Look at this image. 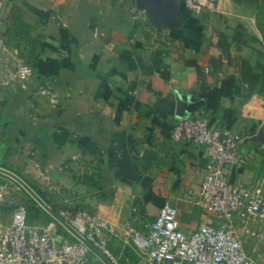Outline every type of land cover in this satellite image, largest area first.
<instances>
[{
  "label": "crops",
  "instance_id": "0c3cea01",
  "mask_svg": "<svg viewBox=\"0 0 264 264\" xmlns=\"http://www.w3.org/2000/svg\"><path fill=\"white\" fill-rule=\"evenodd\" d=\"M22 2L36 15L31 34L41 38L30 60L31 113L23 131L16 125L6 136L23 139L7 141V160L42 183L49 206L121 230L152 220L169 201L186 233L214 224L216 214L196 203L204 152L171 136L182 116L200 112L243 136L246 160L229 168L230 181L246 186L262 176L264 0H217L200 13L166 0L170 16L135 0Z\"/></svg>",
  "mask_w": 264,
  "mask_h": 264
},
{
  "label": "built area",
  "instance_id": "2783aa9c",
  "mask_svg": "<svg viewBox=\"0 0 264 264\" xmlns=\"http://www.w3.org/2000/svg\"><path fill=\"white\" fill-rule=\"evenodd\" d=\"M183 1L200 13L212 8L217 0ZM9 3L0 0V22L6 17ZM32 74L30 63L18 64L20 88L28 87ZM171 136L185 138L204 152V174L196 203L216 214L214 224L203 222L186 233L177 208L169 201L160 205L152 220L127 224L121 230L87 212L73 216L63 213L66 220L111 264H264L257 249H246L248 239L264 240V173L256 183L246 186H235L228 177L230 167L246 160L240 151L243 136L212 124L202 112L182 116ZM14 181L0 171V204H17L10 213L0 216V264H106L55 218L45 224L28 222L27 205L18 196L19 186ZM59 225L74 240L60 232Z\"/></svg>",
  "mask_w": 264,
  "mask_h": 264
},
{
  "label": "rangeland",
  "instance_id": "374dc122",
  "mask_svg": "<svg viewBox=\"0 0 264 264\" xmlns=\"http://www.w3.org/2000/svg\"><path fill=\"white\" fill-rule=\"evenodd\" d=\"M5 30L6 28L1 29L0 31V114H2L3 117H11L13 122L21 128L18 129L23 131V124L20 122L29 118L31 113L29 110V104H31V101L28 100L29 86L23 89L18 85L17 66L21 61L30 63L33 56L25 44L17 42L10 36H7L5 34ZM19 101L23 102L18 104ZM4 131L5 130L0 131V136L4 133ZM7 140H11L12 142H21L23 139H21L20 136H9ZM17 175L22 177L20 174ZM22 178L35 186H42V183H40L38 179L35 180L30 178L26 174ZM14 184L15 186H19L17 193L20 198L26 201L29 200L31 195L17 182L14 181ZM246 249L248 251L257 249L264 262V240L261 242H253L251 239H248Z\"/></svg>",
  "mask_w": 264,
  "mask_h": 264
},
{
  "label": "trees",
  "instance_id": "16d2710c",
  "mask_svg": "<svg viewBox=\"0 0 264 264\" xmlns=\"http://www.w3.org/2000/svg\"><path fill=\"white\" fill-rule=\"evenodd\" d=\"M7 28L5 34L10 36L17 42H22L29 48V52L34 58H37L38 53L37 49L40 45L41 35H32L31 29L36 21V15L31 11L22 0H10L8 5V10L6 14ZM235 35H233L234 37ZM235 38V37H234ZM219 45L222 47L226 46L224 41H219ZM16 124L13 122L11 117L2 116L0 114V131L5 130L4 133L0 136V166L10 169V161L7 160V156L10 153V146L7 143L6 136L11 133V131L16 128ZM43 126H39L34 131L39 135L40 129ZM37 137V136H36ZM38 137L42 138V135ZM37 137V138H38ZM60 140H62L59 137ZM16 173V172H15ZM18 174V173H16ZM48 204L49 201L46 198V192L43 189L35 186L34 184L26 181ZM27 206V219L28 222H32L34 218L41 217L42 219L52 218L32 197L29 198ZM22 201H26L21 199ZM55 209V208H53ZM11 212V209H0V214H8ZM58 230L62 232L70 240H74V237L70 235L62 226H58Z\"/></svg>",
  "mask_w": 264,
  "mask_h": 264
},
{
  "label": "water",
  "instance_id": "95a60500",
  "mask_svg": "<svg viewBox=\"0 0 264 264\" xmlns=\"http://www.w3.org/2000/svg\"><path fill=\"white\" fill-rule=\"evenodd\" d=\"M138 7L145 9L149 14L155 16H170L172 14L171 5L166 0H135ZM182 116V115H181ZM0 171L13 177L27 191L31 197L46 210L53 218H55L63 227H65L72 235L82 240L95 254L101 257L106 264L111 262L85 237H83L67 220L65 215L49 206L43 198L19 175L15 172L0 166ZM16 203L0 204V209H12Z\"/></svg>",
  "mask_w": 264,
  "mask_h": 264
}]
</instances>
